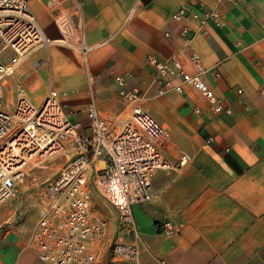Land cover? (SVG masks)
Returning <instances> with one entry per match:
<instances>
[{
    "label": "crops",
    "instance_id": "obj_1",
    "mask_svg": "<svg viewBox=\"0 0 264 264\" xmlns=\"http://www.w3.org/2000/svg\"><path fill=\"white\" fill-rule=\"evenodd\" d=\"M52 1L31 0L30 9L54 43L20 63L3 82L4 92L12 82L16 102L21 86L36 106L50 91L58 92L60 102L76 112L80 135L89 137L92 96L110 126L120 130L132 111L121 92L138 90L143 109L191 158L182 170L157 171L151 199L133 207L140 264H264V0H57L56 7ZM184 4L198 12L217 10L220 20L203 29L193 17L176 21ZM63 10L72 12L78 40L91 48L86 59L62 43ZM192 51L207 70L204 81L231 114H215L191 87L184 94L162 93L165 85L148 59L176 56L193 73ZM10 60L11 53L4 62ZM77 153L66 146L52 157L63 160L53 178ZM49 159L32 165L27 176L34 177L17 186L19 193L28 192L22 203L11 199L0 206V264H45L31 247V234L48 206L44 186L53 178L44 179L43 171ZM105 165L104 158L95 160L90 178ZM90 188L94 216L109 223L99 264H110L111 245L124 237L119 215L113 201ZM168 222L177 228L171 238L161 231Z\"/></svg>",
    "mask_w": 264,
    "mask_h": 264
},
{
    "label": "built area",
    "instance_id": "obj_2",
    "mask_svg": "<svg viewBox=\"0 0 264 264\" xmlns=\"http://www.w3.org/2000/svg\"><path fill=\"white\" fill-rule=\"evenodd\" d=\"M31 0H0V206L11 200L28 169L38 162L62 153L66 146L77 155L44 186L48 206L31 234V247L45 264H99L108 238L109 223L97 219L92 211L91 185L113 201L118 215V229L126 242L118 238L110 247V264H140V235L133 207L151 199L152 179L159 170H182L191 158L170 140L167 131L142 107L138 90L121 92L131 105L129 122L115 130L100 113L92 96L86 109L91 136L80 135V124L73 122L75 111L60 102L58 92L50 91L44 103L36 106L18 86V101L12 112L3 110V82L30 55L49 48L54 42L45 35L30 9ZM51 6H61L57 0ZM193 17L206 28L219 21L217 10L198 12L189 4L174 14L176 21ZM62 43L86 59L91 48L78 34L72 12L63 10L59 21ZM11 53L10 64L4 62ZM194 72H187L173 56L166 62L150 57L165 85L164 91L184 94L191 87L203 96L217 114H231L204 81L207 72L197 52L190 53ZM175 80L179 83L175 84ZM123 85L121 79H117ZM264 100V91L261 92ZM199 112V110H198ZM105 159L103 170H90L95 160ZM35 181V180H34ZM115 190V194H113ZM171 238L177 228L171 223L161 226ZM157 264H165L159 260Z\"/></svg>",
    "mask_w": 264,
    "mask_h": 264
},
{
    "label": "rangeland",
    "instance_id": "obj_3",
    "mask_svg": "<svg viewBox=\"0 0 264 264\" xmlns=\"http://www.w3.org/2000/svg\"><path fill=\"white\" fill-rule=\"evenodd\" d=\"M7 87V90H5L4 92V97H3V110L7 111V112H12L15 107H16V98H17V92L15 90V85L14 83L10 82V84L8 86L5 85V88ZM29 93V92H28ZM27 93V94H28ZM32 97H34V95H32ZM49 159V158H48ZM45 165H47V169L44 172V175H47V177H45L44 179H51L55 176V174H57V172L59 171V169L63 166V160L62 159H58V158H51L49 159ZM34 175V174H33ZM32 174L30 176L26 175V178L24 179V183H27V180H29L31 177H34ZM26 191H22V193L16 191L15 196L12 198V200L18 201V202H23V199L25 198V194L28 193H24ZM23 211L22 210H18L17 215H16V220L18 222L21 221V219L23 218ZM40 211V208H35L34 210H32V214L36 215V213H38ZM34 227V226H33ZM32 224L30 225V229H33Z\"/></svg>",
    "mask_w": 264,
    "mask_h": 264
}]
</instances>
